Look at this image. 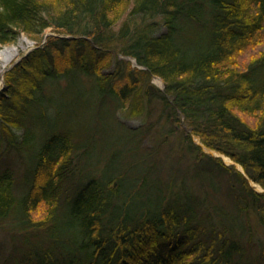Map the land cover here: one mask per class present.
<instances>
[{
  "label": "trees",
  "instance_id": "obj_1",
  "mask_svg": "<svg viewBox=\"0 0 264 264\" xmlns=\"http://www.w3.org/2000/svg\"><path fill=\"white\" fill-rule=\"evenodd\" d=\"M23 35L37 47L0 90V264H264V0H0V45Z\"/></svg>",
  "mask_w": 264,
  "mask_h": 264
},
{
  "label": "rangeland",
  "instance_id": "obj_2",
  "mask_svg": "<svg viewBox=\"0 0 264 264\" xmlns=\"http://www.w3.org/2000/svg\"><path fill=\"white\" fill-rule=\"evenodd\" d=\"M117 26H119V25H117ZM51 33H53L51 29H48L46 31L47 35L51 34ZM5 47H12L16 50V52L14 53L12 59L9 61H6L5 59H3L0 56V90L2 88H4L6 85L5 84V82H6L5 81V74H6L7 70L11 66H13V64L20 61L25 55H27L29 52H31L33 49H35L37 47V43L34 40L29 39L28 37L23 35L19 38V40L16 43L9 44V45H0V49H3ZM120 57H122V58L124 57L128 60L132 59V58H127L124 55H120ZM132 61H133V64L136 65L134 59H132ZM155 78H159V77L153 76L151 79V82L163 90V88L165 87L164 82L162 81L161 78H159L160 79V82H158L160 84L159 85L157 83V81L155 80ZM152 108L153 109H152V112L149 115V117L152 118V120H155L159 116L160 110L158 111V108L155 109V106ZM144 117L146 118V115H143L140 117L127 118L125 115L119 113L120 121L125 123L127 126L132 127V128H136V127H139L140 125H142L143 122L146 120ZM181 117H182L181 122L179 124L175 125L176 126L175 129H177L174 132L175 134L171 135L170 143L167 145V148L165 147V149H164L166 151V153L169 151L168 148H172V149H175L176 147L178 148L177 145L183 142L185 134L187 132H189V129L187 128L186 122L184 120V116L181 115ZM172 126H173V124H172ZM116 135L117 134H115L114 131H112V130H111V132L108 131V135H107L108 137L104 138L103 140L98 142V146H99L98 150H100V148H102L103 149L102 154L105 152H106V154H109V151L111 150V145H113V139H114V137H116ZM193 139L196 143H198V144L201 143V140L198 136L193 135ZM120 142H122V139L120 140ZM177 148H176V151H177ZM203 150L208 154L217 156L216 153L210 152L206 149H203ZM166 153L159 154L157 157L154 158L157 162V169L161 168L163 170H166V169L172 170L174 168H177L178 162H177L175 153H173L171 155V157H169V158H168V155ZM140 154H141L140 151H138L137 154H132V153L126 154V161L128 160L129 162H131V161L137 159L138 157H141ZM224 161L226 163H229V164L231 163V162H227L225 158H224ZM80 165H81V162H79V166ZM103 166H104V163H102L101 166L98 167L99 174H101V168H103ZM140 166H143L142 160L140 162ZM179 169H182V168H179ZM250 183L255 189L260 190V191H264L261 187L259 189L258 184L254 183L253 181H250ZM0 236H1V238L2 237L5 238L4 233H0ZM6 239H11V238H6Z\"/></svg>",
  "mask_w": 264,
  "mask_h": 264
},
{
  "label": "bare ground",
  "instance_id": "obj_3",
  "mask_svg": "<svg viewBox=\"0 0 264 264\" xmlns=\"http://www.w3.org/2000/svg\"><path fill=\"white\" fill-rule=\"evenodd\" d=\"M15 52H16V50L14 48H12V47H5L3 49H0V56L3 59H5L6 61H9V60L12 59V57H13V55H14ZM155 80L157 81V83L160 82V79L159 78H155ZM224 158L226 159L227 162H232V160L229 157L225 156ZM258 188L260 189V186L259 185H258Z\"/></svg>",
  "mask_w": 264,
  "mask_h": 264
},
{
  "label": "water",
  "instance_id": "obj_4",
  "mask_svg": "<svg viewBox=\"0 0 264 264\" xmlns=\"http://www.w3.org/2000/svg\"><path fill=\"white\" fill-rule=\"evenodd\" d=\"M127 58H131V57H127ZM132 60V59H131ZM155 77H158V76H155ZM160 78V77H159ZM202 147H203V149H207L208 151H210V152H213V153H216V155L217 156H220V157H225L224 155H222L221 153H219L218 151H215V150H212V149H210V148H208V147H205L202 143H199ZM231 164H234V165H236V167L240 170V171H242L243 173H244V170H243V168H242V166L240 165V164H238V163H236V162H234V161H232L231 162Z\"/></svg>",
  "mask_w": 264,
  "mask_h": 264
}]
</instances>
